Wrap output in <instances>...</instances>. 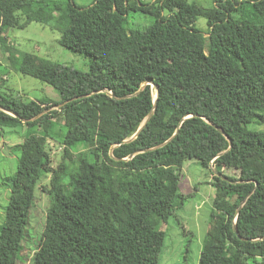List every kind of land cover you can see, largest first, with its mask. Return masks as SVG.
Wrapping results in <instances>:
<instances>
[{
  "label": "trees",
  "instance_id": "1",
  "mask_svg": "<svg viewBox=\"0 0 264 264\" xmlns=\"http://www.w3.org/2000/svg\"><path fill=\"white\" fill-rule=\"evenodd\" d=\"M211 2L0 0L9 67L60 97L6 93L0 73V125L26 128L8 177L0 264L19 259L46 174L49 206L31 264H158L165 236L158 224L174 214L188 159L212 169L216 190L198 264H264V130L248 128L264 122V0ZM131 12L149 23L128 29ZM199 17L207 36L195 26ZM30 22L58 30L61 45L89 57L88 69L6 42L8 28ZM48 139L63 147L55 168Z\"/></svg>",
  "mask_w": 264,
  "mask_h": 264
},
{
  "label": "rangeland",
  "instance_id": "2",
  "mask_svg": "<svg viewBox=\"0 0 264 264\" xmlns=\"http://www.w3.org/2000/svg\"><path fill=\"white\" fill-rule=\"evenodd\" d=\"M66 2L67 0H60ZM81 6L91 5L94 0H74ZM192 1V0H189ZM204 7L212 5L211 0H193ZM150 18V16H149ZM149 18L142 13L131 12L127 28H141L149 23ZM195 26L207 36L206 20L199 17ZM6 42L22 52L36 54L59 64H67L80 70H87L89 57L71 51L60 44L61 34L48 25L30 22L24 28H8ZM7 54L0 50V73L5 78L2 90L21 98H49L59 100V93L50 84L34 77L20 74L9 67ZM248 128L264 130V122L255 120ZM38 132V129L32 130ZM26 134V128L0 125V225L5 216L10 188L8 177L12 176L17 165V149ZM63 147L60 143L48 139L47 150L51 166L56 167L61 160ZM212 169L204 167L196 159L185 160L180 171L179 193L176 196L174 214L167 222L161 221L158 228L164 231V242L159 254L158 264H198L203 243L211 224V212L215 187L212 184ZM227 174H235L232 169H225ZM50 175H44L37 183L34 204L30 210L26 237L22 243L20 257L16 264H31L41 236L45 215L49 206Z\"/></svg>",
  "mask_w": 264,
  "mask_h": 264
},
{
  "label": "water",
  "instance_id": "3",
  "mask_svg": "<svg viewBox=\"0 0 264 264\" xmlns=\"http://www.w3.org/2000/svg\"><path fill=\"white\" fill-rule=\"evenodd\" d=\"M142 87H143V86H141L140 89H141ZM109 94L112 95L110 92H109ZM157 95H158V91H157V87H156V94H155V97H157ZM154 103H155V100H154ZM59 105H60V104H59ZM57 106H58V105H57ZM6 112L9 113V114H11V115H13V116H18L16 113H14V112H12V111H6ZM152 113H153V110L150 111V112L148 113V115L144 118V120L141 122V124L139 125L138 129L136 130V132H135L132 136H130L129 138L123 140L122 142L129 141V140L135 138V137L139 134V132L143 129V127L146 125V123H147L148 120L150 119ZM23 121H25V120H23ZM214 126H215V125H214ZM215 127H216V128L222 133V134H225L224 131H223L222 129H220V128L217 127V126H215ZM226 138L228 139L229 144H230V142H231L230 138H228V137H226ZM133 154H134V153H133ZM133 154H132V155H133ZM213 173H214L216 176L221 177L222 179H226L225 176H223L220 172H218V171H216V170H213ZM236 211H237V212H236V215H237V213H238V211H239V208H238ZM233 232H234V233H235L240 239H243V238L240 237V235L238 234L237 227H236V224H235V223H234V225H233Z\"/></svg>",
  "mask_w": 264,
  "mask_h": 264
}]
</instances>
